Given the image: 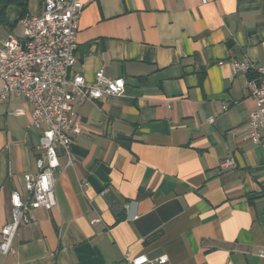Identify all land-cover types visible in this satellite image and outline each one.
Instances as JSON below:
<instances>
[{"label":"crops","instance_id":"1","mask_svg":"<svg viewBox=\"0 0 264 264\" xmlns=\"http://www.w3.org/2000/svg\"><path fill=\"white\" fill-rule=\"evenodd\" d=\"M81 2L74 70L123 78L125 94L74 106L82 130L71 165L58 152L56 205L32 211L0 264H264V133L244 138L254 101L229 66L264 65V0ZM42 12L0 0V42ZM29 121L23 99L0 104V231L37 173Z\"/></svg>","mask_w":264,"mask_h":264},{"label":"built area","instance_id":"2","mask_svg":"<svg viewBox=\"0 0 264 264\" xmlns=\"http://www.w3.org/2000/svg\"><path fill=\"white\" fill-rule=\"evenodd\" d=\"M42 4L40 16L20 19L22 39L8 35L0 42V104L12 97L23 99L30 106L29 127L40 131L35 147L37 173L24 175V198L18 191L10 194L11 220L0 231V254L3 256L14 252L13 242L18 230L33 221V210H51L56 205L54 182L59 168L58 152L61 151L67 165H71L74 160L71 143L82 130L74 106L86 100L125 94L123 78L110 79L99 70L90 82L74 70L83 8L81 0H42ZM229 66L233 76H248L247 88L254 108L248 114L244 138L258 144L264 133V65L256 66L243 59L233 60ZM10 114L21 116L24 111L13 109ZM234 167L231 158L220 163L222 170ZM260 256L263 257L264 252ZM126 260L129 264L150 262L144 255L133 259L126 256ZM165 262V257L158 261Z\"/></svg>","mask_w":264,"mask_h":264}]
</instances>
